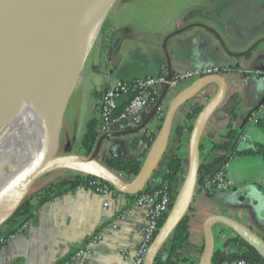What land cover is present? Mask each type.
<instances>
[{"label": "crops", "instance_id": "0c3cea01", "mask_svg": "<svg viewBox=\"0 0 264 264\" xmlns=\"http://www.w3.org/2000/svg\"><path fill=\"white\" fill-rule=\"evenodd\" d=\"M127 7L121 2L114 6L106 19L112 23L88 60L92 71L88 92L91 118L98 121L95 100L101 98L102 90L110 81L132 80L163 72L168 74L164 50L166 38L186 28L167 44L173 71L177 74L209 67L226 68L223 75L229 83L225 103L205 127L201 161L211 162L218 156L226 155L214 144L224 142L230 122L225 107L234 102L238 103V120L234 128L241 130L237 150L244 152L260 146L262 152L231 158L226 172V178L232 184L229 189L216 191L209 184L198 186L188 212L190 236L183 256L192 260L187 264H200L205 244L204 223L212 215L239 221L264 238V127L260 125L264 124V0H222L215 21L207 22V18L201 22L177 20L152 32L153 26L120 21L121 11L128 12L130 6ZM198 24L215 30L222 42ZM152 33L156 39L150 45L147 37ZM97 70L106 79V84L92 83ZM94 89L95 94L90 95ZM184 114L178 115L177 122L184 123ZM155 126L149 131L104 142L101 150L115 156L144 155L146 161L152 147L148 148L143 137L145 133L155 135ZM188 136L184 138L186 143L189 142ZM177 147L176 140L170 145L165 161L152 182H162V175L169 160L177 154ZM182 153L188 170V147H184ZM51 174L45 186L66 178L73 179L80 173L56 170ZM185 177L177 179L176 187L180 191ZM134 200L135 197L117 190L109 196H101L84 186L69 190L36 209L26 221L27 229L13 238L9 235L17 228L15 224L3 227L0 237L6 238V242L0 244V264H134L149 216L148 208L134 206ZM106 201L109 202L107 208L104 207ZM126 211H130V216L124 218ZM112 226L117 227L112 229ZM102 231L106 232L104 237L95 241L94 236ZM215 235L216 254L230 258L240 257L246 252L247 248L227 228L216 226ZM81 249H86L87 255L76 259L75 255Z\"/></svg>", "mask_w": 264, "mask_h": 264}, {"label": "water", "instance_id": "95a60500", "mask_svg": "<svg viewBox=\"0 0 264 264\" xmlns=\"http://www.w3.org/2000/svg\"><path fill=\"white\" fill-rule=\"evenodd\" d=\"M113 1L116 0H0V62L18 56L26 49L38 44L55 45L65 36L76 33L85 25L88 18ZM107 17L108 15L104 18L103 23ZM198 26L208 29L222 42L220 35L215 30L203 24H198ZM185 30L186 28H182L173 32L165 41L164 50L170 82L176 73L173 71L167 44L172 37L180 35ZM75 75L76 80H79L78 71ZM228 88L229 83L222 73L209 74L195 79L171 98L166 104V114L162 123L155 126L157 110L168 99L170 86L166 85L157 103L139 128L100 137L95 152L90 156L70 152L60 153L62 137L66 133V121L71 116L72 101L79 89L78 87L71 88L63 99L62 107L55 117L54 124L49 127L45 143H41L39 146V148L43 146L42 151L38 153V149L35 150L33 155L38 153L36 159L20 171L13 184L2 195L0 199V230L16 214L27 197L34 193L36 184L56 170L76 171L84 176L99 179L128 196L139 195L153 181L165 161L178 115L184 114L188 110L184 114L183 123V125H188L187 115L193 109L201 108L197 118L191 124L188 142V170L184 186L155 237L145 260V264H155L173 232L188 216L192 207L198 189L199 170L202 164L201 146L204 130L212 116L225 103ZM154 126L156 127V138L147 160L135 178L128 180L123 178L98 159V153L104 142L149 131ZM218 225L230 230L236 238L246 241L264 257V238L239 221L226 216L212 215L204 223L205 244L200 264H213L216 254L215 227ZM220 234H224V231H220Z\"/></svg>", "mask_w": 264, "mask_h": 264}, {"label": "bare ground", "instance_id": "6f19581e", "mask_svg": "<svg viewBox=\"0 0 264 264\" xmlns=\"http://www.w3.org/2000/svg\"><path fill=\"white\" fill-rule=\"evenodd\" d=\"M117 2L109 3L76 33L55 44L60 45L38 44L0 62V170L7 165L13 173L0 180V199L42 151L43 146H39L45 143L65 95L80 82L104 18ZM28 92L22 108L15 102L16 96ZM13 98L14 103H10Z\"/></svg>", "mask_w": 264, "mask_h": 264}, {"label": "trees", "instance_id": "16d2710c", "mask_svg": "<svg viewBox=\"0 0 264 264\" xmlns=\"http://www.w3.org/2000/svg\"><path fill=\"white\" fill-rule=\"evenodd\" d=\"M110 23H112L111 20L105 22L102 28V36L106 33ZM219 71L223 74L227 70L226 68H219ZM237 106L238 103L234 102L228 104L225 107L230 116L229 131L225 135L223 143L214 144L216 149L226 152V155L218 156L211 162H202L199 170L198 186L207 185L208 181L212 179L223 168V166L231 160L232 157L237 155H255L262 152V148L260 146H256L255 149H250L244 152H239L237 150L241 137V130L234 128V124L238 120V114L236 111ZM200 111L201 108H195L187 115L186 120L189 122L188 125H183V123L181 124L176 122L170 145L175 143L177 140V154L169 160L167 164V170L162 175V182H151L145 189V191H162L166 193L171 201V210L180 193V190L176 187L177 179L179 176L185 177L187 171V164L185 163L182 149L184 147H188V143H186V141L184 142V138H186L187 134L190 135L191 124L197 118ZM260 125L264 127V124L260 123ZM97 128V119L90 118L87 123L86 132L84 133L80 144V154L90 156L95 152L99 137ZM155 138L156 134H144L143 139L148 148L152 147L153 140ZM204 147L205 146L202 141L201 150L204 149ZM64 153L69 152L66 151ZM98 159L116 174H119L120 176L121 174L126 176L125 179L127 180L135 178L140 173L145 161L144 155L139 157L111 156L102 150L98 153ZM93 179L96 178L89 176L85 177L82 174H79L73 179L66 178L62 181H54L41 188L37 192L34 190V193L27 197L16 214L5 224V226L15 224V226L18 227L22 225L41 205L61 196L69 190L76 189L79 186L89 187L88 183ZM111 188L115 191L112 186ZM167 216L168 215L164 216V218L161 220V224L164 223ZM2 229L0 230V234ZM189 236V216H186L173 232L171 239L164 247L161 254L157 257L155 264L191 263V259L183 256V249L189 241ZM238 242L247 248L246 252L242 256L224 258L219 254H215L213 258V264H223L224 262H231L239 259H245L246 261L252 263L264 264V257L255 248L251 247L246 241L240 238L238 239Z\"/></svg>", "mask_w": 264, "mask_h": 264}, {"label": "built area", "instance_id": "2783aa9c", "mask_svg": "<svg viewBox=\"0 0 264 264\" xmlns=\"http://www.w3.org/2000/svg\"><path fill=\"white\" fill-rule=\"evenodd\" d=\"M117 3H119V0ZM217 73H220L219 68L209 67L177 73L172 82L169 81L166 72L126 81H110L102 90L101 98L96 104L98 114V140L106 134L127 132L139 128L144 123L153 106L157 103L165 86L169 85L168 99L158 108L156 113V125L161 124L166 114V104L171 100L173 94L179 92L188 83L199 77ZM257 121L256 119L255 122ZM229 166L230 162L226 163L223 168L208 181L207 185L209 184V186L216 191L229 189L232 186L226 178V172ZM88 186V188L101 196H109L114 192L109 184L99 179L89 181ZM134 206H146L148 208V223L143 229V238L134 257V264H145L148 251L162 226L161 220L171 211V201L169 196L162 191H143L135 196ZM104 207H109L108 201L104 202ZM129 216L130 211H126L124 213V218ZM27 227L28 223H23L18 226L16 231L11 233L9 237L13 238L16 234L26 230ZM116 227L117 226H112V229H116ZM105 233V231H102L95 235V241L101 240ZM5 242L6 238L0 237V244ZM86 255V249H81L77 252L75 258L82 259ZM223 264L257 263L239 259L231 262H224Z\"/></svg>", "mask_w": 264, "mask_h": 264}, {"label": "rangeland", "instance_id": "374dc122", "mask_svg": "<svg viewBox=\"0 0 264 264\" xmlns=\"http://www.w3.org/2000/svg\"><path fill=\"white\" fill-rule=\"evenodd\" d=\"M122 3V6L126 4L129 7L128 12L121 11L120 21H128L129 23H134L138 26H153V29L150 31H157L160 28H164L168 24H174L177 20L179 21H205L207 22L215 21L217 19L218 8L222 0H119ZM127 7V8H128ZM114 18V17H113ZM117 19V21H118ZM106 22V21H105ZM103 23L98 36L96 38L94 48L92 53L89 54V57L93 55L96 47L101 44L103 41L102 37H105V34L102 36V28L105 24ZM215 24V23H214ZM213 25V24H212ZM155 35L152 33L148 35L147 40L148 44L155 40ZM89 57L86 62V68L82 74L81 83L79 82L76 87H80L76 96L74 97L71 105V116L68 121H66V133L62 137L60 153L70 152V153H81L80 144L83 138L84 133L86 132L87 123L91 118V112L89 109V88L90 85V74L91 69L89 68L90 62ZM97 70L95 76L92 78V83L96 84H106V79L103 78ZM80 84V85H79ZM189 84V83H188ZM96 89H94L90 95H94ZM176 94V93H175ZM173 94V96L175 95ZM30 96L29 92L23 96H16V99L13 98L10 103L17 102L18 105L22 106L21 103L26 104L27 96ZM25 96V97H24ZM24 98V99H23ZM82 98V101L80 100ZM23 100V101H22ZM80 100V101H79ZM22 101V102H21ZM25 101V102H24ZM97 99L95 100V103ZM20 103V104H19ZM81 104V105H80ZM24 105L22 106V108ZM108 154V153H107ZM115 156V155H111ZM12 171L7 167H3L0 170V180L5 178L8 175H12ZM49 173L43 177L35 186V191L37 192L43 186L45 182L47 183L48 178L50 177ZM53 174H51L52 176ZM74 176V175H73ZM62 179V178H61ZM5 227V226H4Z\"/></svg>", "mask_w": 264, "mask_h": 264}]
</instances>
